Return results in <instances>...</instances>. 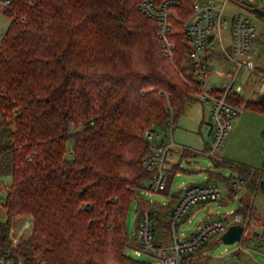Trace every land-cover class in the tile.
Wrapping results in <instances>:
<instances>
[{"label": "trees", "instance_id": "trees-1", "mask_svg": "<svg viewBox=\"0 0 264 264\" xmlns=\"http://www.w3.org/2000/svg\"><path fill=\"white\" fill-rule=\"evenodd\" d=\"M142 1L0 0L10 19L0 42V176H11L0 202V264L130 263L128 212L154 172L143 164L153 149L145 131L168 137L202 86L181 21L197 0L174 7L171 57L158 22L140 11ZM160 137L155 141H165ZM215 162L256 175L240 162ZM174 172L159 192L169 195ZM257 178L250 188L264 192ZM252 210L241 198L236 212L245 228ZM17 217L32 219L30 234L18 241ZM180 264L200 263L190 253Z\"/></svg>", "mask_w": 264, "mask_h": 264}, {"label": "rangeland", "instance_id": "rangeland-1", "mask_svg": "<svg viewBox=\"0 0 264 264\" xmlns=\"http://www.w3.org/2000/svg\"><path fill=\"white\" fill-rule=\"evenodd\" d=\"M237 10L238 7L232 3H228L226 6L225 17L228 18L229 24L225 25L222 31L226 43L230 40L232 12ZM248 15L256 25L257 31L264 34V14L248 12ZM9 24L10 19L0 11V42ZM259 40L257 39V42ZM257 42H255V47L261 53L262 50L258 47L260 42ZM235 70V66L226 59L218 60L209 75L211 85L212 83L214 86L225 84L235 73ZM258 81L255 75L241 71L237 83L243 85V93L246 98L252 100L256 93L264 92L259 91L264 87V81ZM194 98L185 102L175 128L173 131L168 128L166 133L169 139L173 137L176 142L195 152L189 155L190 157L181 156L179 158L182 162L181 167L172 178L169 195L150 190V179H146L143 186L138 189L137 197L131 203L126 221L129 238V246L126 251L131 259L129 264H158L152 255L138 253L135 247L136 226L140 212L139 202L143 201L153 205L155 210L161 214V218H156L154 223L155 240L157 241L159 236L171 240L172 227L169 229L165 227V221L169 220V212H166L165 209L175 204L176 196L181 195L180 192L184 187L203 184L217 185L221 189V198L218 201L200 202L190 207L177 224L180 235L190 234L199 225L213 220L222 218L229 221L232 213L238 211L241 198H245L254 209L251 212L250 220H248L249 218L246 220L248 222L246 228L249 233L246 229L243 237L233 244L218 242L220 234L213 235L201 246L200 249L204 248L202 251L199 249L193 253L199 259V263L264 264V192L254 187L252 191L250 188L251 178L258 176V180L261 178L264 180V112L252 110L245 106L247 104L245 102L243 110L232 117L228 135L220 149L213 155H207L205 149L212 147V135L206 130V124L203 122L212 124L211 104L202 102L198 94H194ZM159 132L161 134L163 131ZM164 134L165 132L160 136L165 139ZM160 136L155 139H159ZM72 143L69 141V148ZM225 153V158L246 164L255 171L256 175H242L243 182L241 183L240 175L236 171H232L230 167L223 166L214 169L212 157ZM237 181L240 182L238 185L235 184ZM10 182V175L0 176V196L5 195L6 187ZM163 209L165 211H162ZM31 228L32 219L30 217H17L14 220L12 236L18 241L27 237ZM185 255H190V253Z\"/></svg>", "mask_w": 264, "mask_h": 264}, {"label": "built area", "instance_id": "built-area-1", "mask_svg": "<svg viewBox=\"0 0 264 264\" xmlns=\"http://www.w3.org/2000/svg\"><path fill=\"white\" fill-rule=\"evenodd\" d=\"M179 3V0H163L162 2L143 0L139 5L142 13L158 22L163 53L167 57H171L176 48V42L171 39V33L173 32L172 18H177L174 7ZM228 3L234 4L238 10L232 12L230 40L226 43L222 31L223 27L229 24L228 18L225 17ZM248 12L264 14V0H197L190 16L181 20L192 45L190 57L197 62V68L201 72L202 86L198 93L199 99L212 104L210 128L214 131V137L212 147L205 151L207 155H213L220 149L228 135L232 117L238 115L243 110L244 103L251 100L243 93V85L237 83L240 72L244 71L264 79V60L262 64L259 63L261 53L255 47L259 32ZM210 34L213 37L209 40ZM259 45L262 47L264 43L260 42ZM214 53H220L236 68L235 73L222 87L211 86L210 73L203 59L205 55ZM234 96H240L243 102H232L231 99ZM169 124L171 125V121ZM170 130H172L171 127ZM145 135L153 143L152 151L143 159L144 167L154 171L150 178L149 189L159 192L166 188L167 168L174 158L176 149L184 150L186 147L175 143L173 139L156 142L151 130H146ZM242 182L243 179H241ZM239 183L237 181L235 184ZM220 198L221 189L214 184L186 187L170 214L172 237L169 245L156 242L154 216L148 209H142L137 227L138 253H150L158 264H180L185 254L198 251L213 235L223 233L232 224L243 223L242 215L233 212L229 221L220 218L202 224L186 236L179 234L177 224L190 207L200 202L218 201ZM3 200L4 197L0 196V202Z\"/></svg>", "mask_w": 264, "mask_h": 264}, {"label": "crops", "instance_id": "crops-1", "mask_svg": "<svg viewBox=\"0 0 264 264\" xmlns=\"http://www.w3.org/2000/svg\"><path fill=\"white\" fill-rule=\"evenodd\" d=\"M259 32V31H258ZM259 38H258V42H263V39H264V34H262V33H260L259 32V36H258ZM255 42H257V39L255 40ZM257 42V43H258ZM258 47H260V46H258ZM261 49H262V52H261V56H260V59H259V63L260 64H262V62H263V60H264V46H262V47H260ZM203 59H204V61L206 62V64H207V68H208V70H209V73H211V71H212V69L214 68V66H216V64H217V61L218 60H220V59H225L224 57H222V55L220 54V53H214V54H211V55H205L204 57H203ZM226 61H229V60H227L226 59ZM230 62V61H229ZM231 63V62H230ZM259 81L258 82H260V80H262V81H264V79L263 78H260V77H256ZM230 79V78H229ZM229 81V80H228ZM227 83V82H226ZM225 83V84H226ZM225 84H222V85H219V86H216V87H222V86H224ZM212 87H213V83H212V85H211ZM259 91H264V87H262V88H260V90ZM259 93H264V92H259ZM211 104V103H210ZM211 107H212V104H211V106H210V118H211ZM204 121V120H203ZM203 123H205L206 124V130L212 135V139H213V137H214V131L210 128L211 127V123H207V122H203ZM176 126V125H175ZM175 126L172 128V131H173V129L175 128ZM168 139H169V137L167 138H165L164 140L165 141H168ZM171 139H173V141L175 142V143H177V144H180V143H178V142H176L175 140H174V138L173 137H171ZM160 140H162L161 139V137L158 139V141H160ZM182 145V144H181ZM185 146V145H184ZM186 147V146H185ZM205 150H208L207 148L205 149ZM195 152V151H194ZM193 150H190L188 147H186V149H184V150H181V149H179V148H177L176 149V151H175V154H174V158H173V160H172V162L169 164V166H168V168H167V171H171V169H173V168H175V172L173 173V175H172V178H173V176L175 175V174H177L178 172H179V170H180V167H181V159H179L181 156L182 157H190L189 155H192L193 153ZM225 155H226V153L225 154H223V155H215V157L213 156L212 157V162H213V168L214 169H217V168H221V167H223V166H219V165H217L216 164V162L215 161H224V160H229V159H227V158H225ZM228 157H231V156H228ZM231 159H235V158H231ZM232 161H236V160H232ZM236 162H239V161H236ZM241 163V162H240ZM246 165V164H245ZM233 171V170H232ZM240 177V179H243V177L242 176H239ZM188 187V186H187ZM186 187H184L183 188V190H181V194L183 193V191H184V189H185ZM251 194V193H250ZM181 196V195H180ZM243 199H245V198H243ZM144 202L143 201H140L139 202V205H140V210L142 209V208H145V204H143ZM174 206H175V204L172 206V208H171V210H170V212H169V220H167V221H170V214H171V212H172V210H173V208H174ZM254 206V205H253ZM253 209H254V207H253ZM138 221H139V214H138ZM202 225V224H201ZM201 225H199V226H201ZM198 226V227H199ZM137 227H138V222H137V226H136V242H135V247H137V245H138V236H137ZM197 227V228H198ZM246 229L247 228H245V230H244V233H245V231H246ZM196 230V229H195ZM248 230V229H247ZM193 232V231H192ZM191 232V233H192ZM244 233H243V235H244ZM248 233H249V230H248ZM186 235H188V234H185V235H183V236H186ZM243 235H242V237H243ZM182 236V235H181ZM159 241V242H158ZM157 243H159V244H163V245H169L170 243H171V240H169V239H167V238H163V237H158V239H157V241H156ZM128 246H129V238H128ZM204 248H202V249H200V251H202ZM148 254H150V253H148ZM151 255V254H150ZM195 258H197L196 256H195Z\"/></svg>", "mask_w": 264, "mask_h": 264}, {"label": "water", "instance_id": "water-1", "mask_svg": "<svg viewBox=\"0 0 264 264\" xmlns=\"http://www.w3.org/2000/svg\"><path fill=\"white\" fill-rule=\"evenodd\" d=\"M213 35L210 34L208 39H212ZM252 100L261 106H264V93H256ZM245 230V225L243 223H235L230 225L223 233L220 234L218 242H223L224 244H233L242 238Z\"/></svg>", "mask_w": 264, "mask_h": 264}]
</instances>
